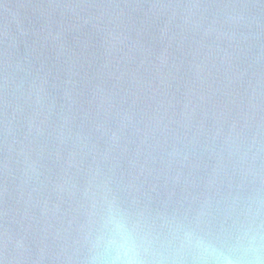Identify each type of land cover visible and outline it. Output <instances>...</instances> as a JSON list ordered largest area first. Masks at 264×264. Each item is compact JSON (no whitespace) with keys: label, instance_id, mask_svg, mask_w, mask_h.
I'll return each instance as SVG.
<instances>
[{"label":"water","instance_id":"water-1","mask_svg":"<svg viewBox=\"0 0 264 264\" xmlns=\"http://www.w3.org/2000/svg\"><path fill=\"white\" fill-rule=\"evenodd\" d=\"M264 252V0H0V264Z\"/></svg>","mask_w":264,"mask_h":264},{"label":"clouds","instance_id":"clouds-1","mask_svg":"<svg viewBox=\"0 0 264 264\" xmlns=\"http://www.w3.org/2000/svg\"><path fill=\"white\" fill-rule=\"evenodd\" d=\"M111 258L105 264H145L136 243L123 232H118L106 241ZM217 264H264V252L260 245L242 248L236 259L217 261Z\"/></svg>","mask_w":264,"mask_h":264}]
</instances>
